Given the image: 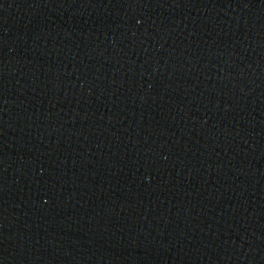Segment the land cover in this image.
<instances>
[{
	"label": "water",
	"instance_id": "95a60500",
	"mask_svg": "<svg viewBox=\"0 0 264 264\" xmlns=\"http://www.w3.org/2000/svg\"><path fill=\"white\" fill-rule=\"evenodd\" d=\"M0 264H264V0H0Z\"/></svg>",
	"mask_w": 264,
	"mask_h": 264
}]
</instances>
